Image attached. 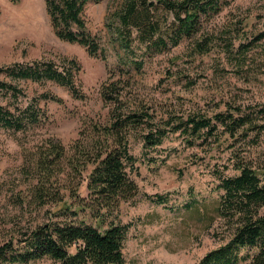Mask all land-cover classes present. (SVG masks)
I'll list each match as a JSON object with an SVG mask.
<instances>
[{
  "label": "rangeland",
  "instance_id": "1",
  "mask_svg": "<svg viewBox=\"0 0 264 264\" xmlns=\"http://www.w3.org/2000/svg\"><path fill=\"white\" fill-rule=\"evenodd\" d=\"M121 1L105 0L86 10L88 27L107 52L104 60L91 56L80 44L57 37L45 0H19L17 4L0 0V85L11 87L0 86V106L12 112L33 106L41 118L26 131L0 128V245L56 219L57 206L52 202L59 190L61 194L66 191L47 185L51 203L28 204L37 184L28 159L37 160L38 153L53 144L64 146L68 155H79L76 146L91 142L93 128L110 120L112 105L101 94L104 84L116 83L123 90L127 109H150L157 120L172 114L214 116L234 107L264 104V37H260L264 33V0H229L194 38L146 57L141 69L130 70L119 62L106 28V19ZM200 43L210 50L207 54L197 52ZM71 60L77 61L78 69H72ZM50 63L60 72L74 71L75 85L84 99L54 80L18 79L12 74L19 68H43ZM44 94L62 101L45 100ZM224 134L194 147L184 136L171 134L155 149L145 148L139 136L130 138V152L136 159L132 179L139 194L123 203L117 216L119 223L129 226L126 264H199L228 241L224 221H213L220 184L217 174H236L232 166L236 150L237 155L258 162L264 144L248 152V144L232 147ZM62 168L70 174H62L66 186L78 189L82 178L73 176L67 163ZM79 193L87 195L86 182ZM30 264L53 262L44 259Z\"/></svg>",
  "mask_w": 264,
  "mask_h": 264
},
{
  "label": "trees",
  "instance_id": "2",
  "mask_svg": "<svg viewBox=\"0 0 264 264\" xmlns=\"http://www.w3.org/2000/svg\"><path fill=\"white\" fill-rule=\"evenodd\" d=\"M103 1L45 0V4L58 38L80 44L91 56L107 60L106 50L90 31L86 19L88 6ZM229 3V0H122L106 19L109 43L118 51L119 62L125 69H141L146 57L162 54L194 38L203 23L221 13ZM198 46L201 55L210 51L201 43ZM70 62L72 69H78L77 61ZM12 74L18 79L54 80L68 87L75 97L85 98L75 85L73 70L63 73L50 63L43 68H19ZM0 86L11 88L5 83ZM101 94L112 105L110 120L93 128L91 142L76 146L79 155H68L64 146L53 144L49 150L38 153L37 160L28 159V169L37 180L28 204L36 205V201L42 206L50 204L47 185L63 187L66 194L59 190L52 202L57 206L56 219L38 224L0 245V264H30L44 259L53 264H126L124 247L129 226L119 223L117 216L122 204L139 194L132 179L136 159L130 152V138L139 136L145 148L150 149L161 146L171 134L184 136L192 147L210 137L220 139V132L225 133L232 147L240 142L248 144V152L264 144V104L249 109L234 107L214 116L172 114L157 120L150 109H127L123 90L116 83L104 84ZM43 98L62 101L50 94H44ZM40 122L33 106L16 112L0 106V128L26 131ZM232 155L236 174H217L219 195L213 217V221H224L228 241L209 252L199 264H264V151L256 163L237 155V150ZM65 163L73 176L86 182V196L79 193L83 183L75 190L66 186L67 180L62 178V174L68 175L62 168ZM159 198L163 203L164 198ZM254 249L256 252L251 254Z\"/></svg>",
  "mask_w": 264,
  "mask_h": 264
}]
</instances>
